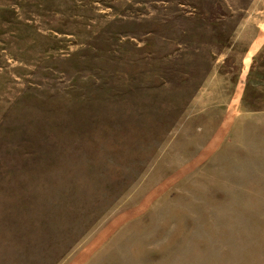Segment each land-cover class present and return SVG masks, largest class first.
I'll return each mask as SVG.
<instances>
[{"label": "rangeland", "instance_id": "obj_1", "mask_svg": "<svg viewBox=\"0 0 264 264\" xmlns=\"http://www.w3.org/2000/svg\"><path fill=\"white\" fill-rule=\"evenodd\" d=\"M0 264H264V0H0Z\"/></svg>", "mask_w": 264, "mask_h": 264}]
</instances>
